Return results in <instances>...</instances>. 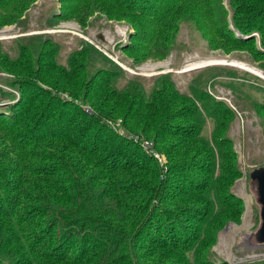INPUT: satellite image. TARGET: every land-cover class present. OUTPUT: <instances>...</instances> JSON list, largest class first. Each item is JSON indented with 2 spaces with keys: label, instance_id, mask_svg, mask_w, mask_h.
<instances>
[{
  "label": "rangeland",
  "instance_id": "1",
  "mask_svg": "<svg viewBox=\"0 0 264 264\" xmlns=\"http://www.w3.org/2000/svg\"><path fill=\"white\" fill-rule=\"evenodd\" d=\"M216 1L221 7V15L216 20L219 22L223 15L227 29L239 39H255L254 45L242 41L227 42L216 30L211 35L204 33L200 22L205 17L212 22L214 19L201 16L199 9L188 15L180 11L172 20V31L163 33L160 45L164 54L146 57L142 51L138 53L142 60L137 61L134 54L124 50L125 44L133 40L143 43L130 37L136 34L134 21L126 15L107 14L104 9L114 6L109 0H97L99 9L86 17L80 14L81 0H0V115L12 116L13 109L29 99L30 119L22 116L19 120L36 122L37 111H46L45 107L51 101L48 97H51L57 103L56 112L61 109L71 111L70 128L75 131L87 125L90 115L100 114L86 96L93 94L90 83L91 91L96 86L102 89L101 96L111 92H115L111 96H116L129 86H135L136 81L142 82L148 91L160 88L162 80L159 77L167 75L175 92L187 98L183 110L187 112L196 106L199 109L195 116L176 122L198 125L213 147L216 136L222 139L227 136L230 140V148L236 153V163L242 172L231 186L232 193L242 200L238 216L212 231V240L210 244L206 243V250L201 254L188 250L179 258L165 254V250L156 253L154 257L163 258L165 264L180 263L181 259L183 262L186 259L188 264H264V243L258 240L261 205L257 183L250 178L252 170L264 166V45L261 33L264 15L252 31L244 33L234 25V7L242 0ZM143 2L150 5L148 0ZM241 12L251 13L244 5ZM134 17L137 19V15ZM201 26L204 27L205 22ZM88 46H93L97 53L91 49L86 52ZM64 72L73 76L75 83L62 81L60 77ZM105 78L110 79L108 85L103 84ZM56 112L50 118L53 123L59 115ZM215 114H219L220 119L217 120ZM101 118L100 123L157 159L166 170L162 171L160 179L174 177L167 171V155L158 150L153 137L129 129L119 114L113 117L101 115ZM98 128L93 129V133ZM147 142L150 144L145 147ZM195 145L192 144V148ZM28 150L35 156L29 159L34 165L33 171L14 180L12 173L0 172V186L7 187L6 191H0V204H9V212L16 209L20 219L15 216L9 220L24 227L20 233L24 234L11 247H6L8 238L3 233L0 235V264L34 263L39 253L44 255L47 250H56L60 239L58 229L51 228L55 243L43 245L33 241L42 239L49 223L56 222L50 213H45L49 206L44 200L49 199L43 191L45 179L49 177L40 171L50 164L65 165L79 149L70 142L38 138ZM201 154L191 156L200 158ZM92 170L86 167L80 174L86 183L92 182ZM68 175L67 168L58 169L55 175L62 194L77 189ZM17 182L19 191L13 189ZM42 187L45 189L41 192ZM195 201L194 206H202V200ZM4 210L0 207V212ZM3 219L0 216V223ZM189 224L192 228L199 226L196 219ZM201 227L204 233H210L206 231V225ZM29 234H36V237L31 238ZM2 237L7 238L6 241L1 240ZM71 242L72 252L77 251L80 238L74 236ZM6 248H9L8 258L13 261L2 256L1 251ZM90 256H95L94 252Z\"/></svg>",
  "mask_w": 264,
  "mask_h": 264
},
{
  "label": "trees",
  "instance_id": "2",
  "mask_svg": "<svg viewBox=\"0 0 264 264\" xmlns=\"http://www.w3.org/2000/svg\"><path fill=\"white\" fill-rule=\"evenodd\" d=\"M109 1L114 6L104 9L107 14L126 15L134 21L136 34L130 37L143 43L133 40L125 44L124 50L134 54L137 61L142 60L138 55L142 51L146 57L164 54L160 45L163 33L172 31V20L180 11L188 15L199 9L201 16L204 14L214 19L212 22L205 17L200 22L204 33L211 35L216 30L227 42L255 43L253 38L242 40L235 36L227 29L223 15L219 22L216 20L221 15L220 2L216 0H148L149 6L143 0ZM243 5L251 13H240ZM234 8L235 27L248 33L264 15V0L261 3L242 0ZM97 9V0H81V16L86 17ZM133 15H137V19ZM202 22L206 28L201 26ZM261 33L264 45V29ZM90 49L97 53L93 46L86 47L85 51ZM68 75L64 72L61 80L75 83L73 76ZM159 79L162 80L160 88L148 91L142 82L135 80V86H129L116 96H111L115 93L111 91L101 96L102 89L93 86L91 91L90 83L93 94L86 96L100 114L90 115L87 125L75 131L70 128L71 111L61 109L56 112L57 103L51 97H48L51 101L45 107L46 111H37L39 118L36 122L19 120L22 116L30 119L29 99L13 109L14 119L0 115V172L12 173L13 180L33 171L34 165L29 159L35 156L28 147L38 138L70 142L79 149L65 165L50 164L40 171L49 177L45 179L46 189H41V192L45 189L43 193L49 199L44 200L49 206L45 213H50L56 222L49 223L42 239L33 241L43 245L55 243L51 228L58 229L60 239L56 250H47L44 255L39 253L36 262L31 264H165L163 258L154 257L156 253L165 250V254L179 258L188 250L201 254L206 250V243L210 244L212 240V231L238 216L242 200L232 193L231 186L242 172L236 163V153L230 148V140L227 136L224 139L216 136L213 147L198 125L176 122L195 116L199 109L196 106L185 112L183 103L187 98L175 92L167 75ZM103 82L108 85L110 79L105 78ZM178 104L181 108L177 107ZM55 112L59 115L53 123L50 118ZM116 114L123 116L125 126L132 131H141L154 138L158 150L167 155V171L177 177L175 180L167 176L160 179L165 169L157 159L100 123L101 115L113 117ZM215 117L220 119L219 114ZM97 126L99 128L93 133ZM182 137L185 140H180ZM192 144L196 145L192 148ZM199 152H202L200 158L191 156ZM86 167L94 171V175H90L91 183H86L80 175ZM64 168L77 189L62 194L55 175L58 169ZM14 185L17 187L13 189L19 191V183ZM6 188L0 186V191H6ZM194 200H202V206H194ZM8 205L0 204L6 209L0 212L5 218L0 223V235L3 233L8 238L2 237L1 240L7 239L6 247H11L24 234H20L24 227L9 220L15 216L20 219V216L16 209L9 212ZM193 219L199 226H190ZM201 225H206L205 229L210 233H204ZM74 236L80 238V243L79 249L72 252L71 238ZM29 237L35 238L36 234H29ZM8 250L1 251L6 259H10ZM91 252L95 256H90ZM169 264L188 262L181 259L180 263Z\"/></svg>",
  "mask_w": 264,
  "mask_h": 264
},
{
  "label": "water",
  "instance_id": "3",
  "mask_svg": "<svg viewBox=\"0 0 264 264\" xmlns=\"http://www.w3.org/2000/svg\"><path fill=\"white\" fill-rule=\"evenodd\" d=\"M252 181L257 183L258 189V201L261 205V218L262 223L258 231V240L260 243H264V166L255 168L250 173Z\"/></svg>",
  "mask_w": 264,
  "mask_h": 264
},
{
  "label": "built area",
  "instance_id": "4",
  "mask_svg": "<svg viewBox=\"0 0 264 264\" xmlns=\"http://www.w3.org/2000/svg\"><path fill=\"white\" fill-rule=\"evenodd\" d=\"M147 144H148V145H147V146L145 145V147H148L150 143H149V142H147Z\"/></svg>",
  "mask_w": 264,
  "mask_h": 264
},
{
  "label": "bare ground",
  "instance_id": "5",
  "mask_svg": "<svg viewBox=\"0 0 264 264\" xmlns=\"http://www.w3.org/2000/svg\"><path fill=\"white\" fill-rule=\"evenodd\" d=\"M217 63V62H216ZM205 63L201 64L202 66L204 65Z\"/></svg>",
  "mask_w": 264,
  "mask_h": 264
}]
</instances>
